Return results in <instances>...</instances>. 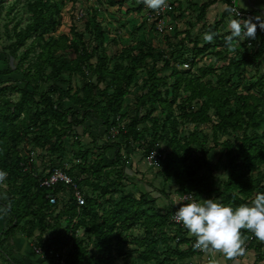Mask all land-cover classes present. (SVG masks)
I'll return each instance as SVG.
<instances>
[{
  "label": "rangeland",
  "instance_id": "obj_1",
  "mask_svg": "<svg viewBox=\"0 0 264 264\" xmlns=\"http://www.w3.org/2000/svg\"><path fill=\"white\" fill-rule=\"evenodd\" d=\"M28 1L0 0V103L10 101L16 104L25 99L26 111L30 110L35 116L21 124L28 114L24 111L13 122V128L17 127L15 134L21 132L25 143H18L10 133L6 136L5 141L11 146L6 163L11 162L12 153L18 154L25 160L30 174L40 178L47 174L52 164H58L71 171L85 193L93 199L100 196V191L94 189L98 182L94 176L96 168L114 183L112 193L97 200L98 219L83 214L81 222L76 220L80 223L75 233V238L84 246H90L89 253L93 254L95 224H104L105 217L114 210H119L126 218L127 208H133V212L139 215L138 220L125 222L120 215L117 229L111 237L113 264H208L211 259H215L217 264H264L258 261L264 252V241L257 237L253 239L250 231L241 230L244 253L229 258L220 252L196 249L192 234L188 235L190 241L185 239L188 242L181 244L184 239L178 236L180 230L171 222L172 204L180 199L182 193H191L196 199L218 198L233 205L241 204L238 199L245 200L237 191L234 192L236 197L230 199V192L226 191L233 167L241 162L236 152L241 145L242 133L216 128L219 120L213 101L210 98L192 99L186 82L174 96V74L179 73L184 79H194L195 83L198 81L209 90L222 92L223 95L214 98L236 108V98L264 76V42L253 51L245 44L246 40L242 43L234 40L235 50L225 44V36L229 34V5L226 0H217L221 5L208 8L204 15L200 7L213 0H173L174 4L165 16V32L158 29L161 19L155 16L156 10L148 8L144 0H50L49 9L56 25L39 32L23 46H16L15 29H25L32 21L27 11ZM98 28L102 32V43L95 40ZM206 32L215 33L212 41L204 40ZM37 39L39 43H36ZM32 46L35 50L27 56L26 51ZM43 48L58 61L59 66L62 65L60 78H52L47 58H40ZM251 57L255 58L253 62L248 61ZM98 60L104 61L102 79L92 75L88 67L96 66ZM76 65H83V72L70 74L68 69ZM10 67L17 70V75L8 74ZM133 68L131 80H127L126 76ZM19 74L30 76L28 85H21L17 91L5 89L16 85L11 79H19ZM153 75L155 86L171 110L157 105L150 118L138 126L139 139L142 137L151 142L155 137L161 138V150L174 154L188 189L179 184L173 170L165 172V161L159 167L151 166L137 143L127 146L126 139L121 137L115 142L122 146L123 165L113 172L98 167L104 152L110 158H114L116 152L106 151V143L110 142L105 133L106 125L93 119L87 123L86 130L73 125L74 129L70 130V125L66 124L72 114L81 118L82 108L88 103L87 93L91 92L94 102L104 112L117 86L124 82H127L125 95L119 100L118 112H107L106 116L110 122L118 121L120 125L128 123L137 109L141 118L146 117L150 106H142L141 102L149 92ZM54 84L68 90L71 96L78 92L83 103L77 108L71 101L64 100L67 115L59 117L56 107L46 104L48 97L56 100L49 91ZM76 108L79 109L77 113ZM203 108H206L209 121L192 123L186 117ZM54 131L62 134V148L49 155L33 140L43 141ZM172 137L176 141L175 152L174 146L170 147L168 143ZM140 140L142 142L143 139ZM86 151L89 155L84 160ZM194 166L197 167L196 179L189 173ZM247 176L262 186L264 163L256 164ZM7 184L4 180L3 188L6 189ZM61 197V206L50 218V223L66 227L67 209L71 206L69 191L65 190ZM23 208L27 216L18 224L12 242L17 247L24 238L25 246L23 244L21 252L30 259L45 263L47 258L36 254L34 246L41 237H47L49 231H42L38 205L31 195L24 201ZM3 226L0 219L1 243L6 242ZM191 251L194 254L189 256L187 252ZM12 253L15 254L10 244H0V264H11Z\"/></svg>",
  "mask_w": 264,
  "mask_h": 264
},
{
  "label": "trees",
  "instance_id": "obj_2",
  "mask_svg": "<svg viewBox=\"0 0 264 264\" xmlns=\"http://www.w3.org/2000/svg\"><path fill=\"white\" fill-rule=\"evenodd\" d=\"M217 0H213L212 2H208L203 4L200 9L203 13L207 11L212 5H214ZM227 4L230 6V1L226 0ZM50 0H29L27 2V11L32 16V21L29 23L25 29L17 31L15 29L16 46H23L27 40L36 36L39 32L47 31L53 28L56 25L55 20L53 19V13L49 9ZM96 43H102L103 37L102 32L98 28L95 36ZM264 42V31L257 32V36L255 39L246 40L245 44L252 49V51L258 47H261ZM36 43H39V39L36 40ZM35 50V47L32 46L30 49L26 51V55H30ZM48 50L43 48L42 55L47 58V62L52 69V78L58 79L60 78L63 68L62 65L59 66V63L56 59L49 55ZM254 57L249 58L248 61L253 62ZM90 73L98 75V79L103 78L104 70V61L98 60V64L96 66L89 65ZM83 68V65H76L73 68H69L70 74L80 72ZM16 71V72H15ZM83 72V71H81ZM134 72V68L129 70V75H127V80H131ZM8 74L17 75V70L13 69V67L9 68ZM176 80L173 85L174 96L177 95L179 89L183 85L184 82L187 83V89L191 93L192 99H201V98H210L214 106L217 109L216 116L218 117V124L216 128L230 130L234 133H242L241 137V145L238 149L237 158L241 159V162L233 167L230 183L226 186V191L230 192V199H234L236 195L235 191L238 192V195H242L244 197V201L238 199L241 203H247L246 201L251 199L253 195L257 191H264V184L261 186L260 183L255 184L252 180H250L247 174L255 169V165L258 163H264V76L253 82L250 85V88L246 90L244 94L239 95L237 100V107L231 108L228 105V102L222 103L220 100L214 98L217 95H223L222 92L217 90H209L203 84L198 81L195 83L194 79H184V77L176 73L174 74ZM15 79V80H14ZM11 81L15 82L16 85L14 87H8L5 89H10L17 91L21 85H28L30 81L29 75H21L19 74V79L14 78ZM126 80V79H125ZM61 81H63L61 79ZM152 85L149 88V92H147L142 97V106L149 105L150 110L146 117L141 118L137 109L135 112V116L128 120L126 124H118V121L110 122L109 116H106L107 112H118L119 110V100L121 97L125 95V88L123 84H119L116 88V93L113 98L109 101V105L107 110L104 112L100 111V108L97 103L94 102L91 92L86 94L87 106L83 107L81 118L78 116L70 115L67 122V126L73 125L77 126V128L86 130V125L93 119L99 121L101 124L106 125L105 133L108 135V140L110 142L106 143V151L116 150L114 158H110L104 152L101 162L98 164V167H103L104 169H108L109 172L116 171V169L123 165L121 164L123 160V156L121 155L122 146L115 142L118 138H125L127 141V146H131L134 143H137L139 147L144 151L145 155H149L154 150H159L163 152L160 148L161 138L155 137L151 142H146L144 138L142 142L139 139L140 133L138 131V126L141 123H144L147 119L150 118V115L156 109V106L159 105L167 109V111L171 110V106H168L165 100L162 98V92L158 91V87L155 86V75L152 76ZM1 83V82H0ZM50 93L56 96V100L54 98L48 97L46 100V104L51 107H56V114L59 117H64L63 115H67L68 109L64 107V100H69L73 103L75 107H79L83 103V100L80 98L78 92L73 96L70 95L68 90H64V88L54 84L49 89ZM253 91V92H251ZM223 98V96H221ZM38 105V104H35ZM26 100L22 99L19 103L14 104L10 101H5L0 103V169H3L7 172V177L5 181L8 183V187L3 188V182H0V219L3 221L4 226L2 232H4L5 239L4 243H8L11 245V250L15 252V254H11L10 262L11 264H35L33 259L26 257L21 251L24 242L26 241L24 238L22 242L17 247L12 242V237H15V230L17 229L18 224L27 216L24 213L23 203L28 197L31 195L35 204L38 205V215L41 224V229L45 233L49 231L52 235L47 239L46 243H44L42 237L40 238V244L46 245L48 251L55 247V250L68 249L69 256L67 259V264H113L114 257L111 251V237L117 229V225L119 224V219H123L125 222L137 221L139 218L138 213L133 212V208H127V216L119 212V210L112 211V214L105 217L104 224H95V232L94 237L95 241H93L92 246L94 249V253L90 254V246H84L83 243L79 242L75 238L76 229L78 224L83 220V214L85 217L96 216L97 214V206L98 199H103L106 195L112 193L115 188V184L112 183L108 178H106L102 173L99 172V169L96 168L94 172V176L97 179V185H95V190L100 191V196L97 199H93L88 196L84 189L77 182L74 174L70 171L68 172L71 175L80 189L84 192L86 198V205L82 208H79L77 203L73 200V198L69 197V203L71 206L67 209L69 212L68 218L65 220V226H58L55 223H50V218L57 211L58 207L61 206L60 202L62 201L63 192L67 190L62 185H59L55 188V193H59L61 191L62 194L59 197L58 204L54 207L50 206L49 201L46 199L48 190L45 188H41L39 180L40 177L33 176L30 174V171L25 167L27 164L25 160L20 158L18 154L12 153L11 162H7V157L10 153V143L5 141L6 136L10 133L13 139H15L18 143L22 142L21 132L16 133L17 127L13 128V122L16 121L21 114L26 111ZM76 108V113L79 111ZM28 113L21 124L25 123V121L32 120L35 118L34 115H31L30 110H27ZM189 121L192 123H203L209 121V118L206 114V108H203L199 112H193L188 114ZM67 118V116H66ZM157 122V120H156ZM20 127V125L18 126ZM71 127L70 130L74 128ZM112 130L118 131V134L113 138ZM263 130L262 134L261 131ZM169 139L168 143L174 146V152L176 148L175 139ZM37 147H40L44 151H48L49 155H54L59 152L62 148V134L59 131H54L50 135H48L43 141L41 139L33 140ZM33 141L31 143H33ZM173 141V143H172ZM175 141V143H174ZM27 145V143H26ZM48 147V148H47ZM165 154L164 159L160 161L159 166L163 161L167 163V167L165 172L169 173L171 170L175 172V175L178 178L179 184L184 188H189L184 176L180 172L179 162L174 157V154ZM89 152L86 151L83 156L84 160L88 157ZM59 167L58 164H52V169ZM197 167L189 169L190 175L196 179ZM123 169V168H122ZM48 171V172H49ZM123 172L121 171V175ZM42 178V177H41ZM69 191V190H68ZM160 194L161 192H158ZM188 193V192H187ZM142 199H145L142 196ZM226 203H230V201H226ZM173 205V204H172ZM121 206V204H119ZM101 207V206H100ZM102 208V207H101ZM173 209V206L171 207ZM122 215V217L120 216ZM120 216V218H119ZM107 218V219H106ZM76 220H80L79 223ZM173 225V224H172ZM174 226V225H173ZM175 227V226H174ZM58 229V231L56 230ZM180 231L178 232V236L182 237V242L186 243L188 240L189 231L184 232L182 228H178ZM59 232V234L57 233ZM243 232H248L245 230ZM43 233V234H44ZM252 238H256L253 234ZM188 239V240H185ZM3 242L0 244H4ZM25 246V244H24ZM59 248V249H57ZM261 251H263L262 245L259 246ZM15 249H18L17 252ZM189 256H192L194 252H187ZM259 262H264V252L262 255L258 257ZM54 262L51 258H47L45 263L51 264ZM52 263V264H53Z\"/></svg>",
  "mask_w": 264,
  "mask_h": 264
},
{
  "label": "clouds",
  "instance_id": "obj_3",
  "mask_svg": "<svg viewBox=\"0 0 264 264\" xmlns=\"http://www.w3.org/2000/svg\"><path fill=\"white\" fill-rule=\"evenodd\" d=\"M146 6L158 10L167 6L166 0H144ZM229 34L225 36V44L235 50L237 43L255 39L257 27L264 29V16L257 15L254 19H243L240 11L227 9ZM255 20V22H254ZM214 32H206L204 40L212 41ZM7 177V172L0 169V182ZM177 199L173 205L179 204L174 219L195 237L194 247L205 252H220L226 257L242 255L244 239L242 229L248 230L258 239L264 241V191H257L250 202L233 205L223 203L218 198L191 199L182 202ZM208 264H217L215 259Z\"/></svg>",
  "mask_w": 264,
  "mask_h": 264
},
{
  "label": "built area",
  "instance_id": "obj_4",
  "mask_svg": "<svg viewBox=\"0 0 264 264\" xmlns=\"http://www.w3.org/2000/svg\"><path fill=\"white\" fill-rule=\"evenodd\" d=\"M230 6L229 8H235L240 11V16L243 19L248 18H255L256 15H254L253 12H249L244 10L240 4L239 0H229ZM167 6L163 7L161 9L156 10L155 16L158 19H161L158 23V29L160 32H165L166 23H165V16L169 9H171V6H173L174 2L173 0H166ZM255 22V20H254ZM264 29H261L258 25L257 32H263ZM251 44L249 43V46ZM118 134V131L112 130V137L114 138ZM165 154L163 152H160L159 150L152 151L149 155H147V161L148 163L153 167H159L160 161L164 159ZM41 188H45L48 190L46 199L49 201L50 206L54 207L58 204L59 197L62 194L63 191L59 192L58 194L55 193V188L59 185H62L64 188L69 190L71 197L73 200L77 203L79 208H82L86 205V198L84 195V192L80 189L78 184L76 183L75 179L68 174V172L61 167H56L52 169L51 171L47 172L45 176L40 178L39 180ZM182 199V202H188L191 199H196L193 194L191 193H182L180 195V199ZM179 207V204L174 205L171 222L176 228H182L184 232L188 231L182 224V222H179L174 219V213ZM48 239V238H47ZM47 239H43L44 243H46ZM34 251L36 254L40 255L42 258H51L54 260L56 264H67V259L69 256V250L63 249V250H55V247H52L50 251L46 248V245H41L38 243L36 246H34Z\"/></svg>",
  "mask_w": 264,
  "mask_h": 264
},
{
  "label": "crops",
  "instance_id": "obj_5",
  "mask_svg": "<svg viewBox=\"0 0 264 264\" xmlns=\"http://www.w3.org/2000/svg\"><path fill=\"white\" fill-rule=\"evenodd\" d=\"M240 6L249 12H253L254 15H261L264 16V0H239ZM221 5L220 3H215L214 5L211 6V8L219 7ZM191 234V233H190ZM52 234L49 232L48 236L43 238H50ZM189 237V236H188ZM41 260V259H40ZM35 262V264H49V263H43V262H38L37 260H32Z\"/></svg>",
  "mask_w": 264,
  "mask_h": 264
}]
</instances>
